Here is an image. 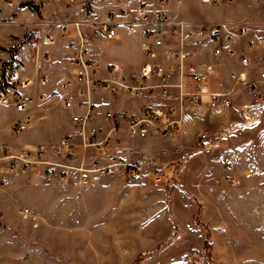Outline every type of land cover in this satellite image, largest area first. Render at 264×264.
I'll return each mask as SVG.
<instances>
[{
	"label": "crops",
	"instance_id": "0c3cea01",
	"mask_svg": "<svg viewBox=\"0 0 264 264\" xmlns=\"http://www.w3.org/2000/svg\"><path fill=\"white\" fill-rule=\"evenodd\" d=\"M87 1L89 0H75L70 4L68 0H56L44 8H38L35 0H13L12 6H7L4 0H0V73L7 62L16 63L20 76L33 81L32 85L22 89V93L35 99V117L40 112L43 115L41 118L37 117L31 125L15 130L8 126L17 116L10 113L8 108L0 107V157L2 144L51 143L72 131L70 116L74 110L64 107L62 95L66 84H69L70 91L74 94L75 70L71 65V51L68 40L62 35L61 24L82 19L83 7ZM127 1L131 16H125L119 5H110L102 10V17H106L109 10L113 11L118 35L114 40L94 38L91 49L92 54L101 59L103 66L117 62L126 74L132 76L135 74H130L134 72L130 70L129 65H140L138 76L141 66L151 59L145 52L148 41L144 35V26L133 22L137 19L139 6L146 3L147 8L151 9L153 0ZM244 2L233 0L232 3L209 5L202 0H166L163 6L173 22L187 23L188 28L194 31L193 36L187 39L188 49L192 53L191 62L207 74V93L197 92L191 78L175 73L172 78V96L167 100H155L146 92L138 98H132L126 93L95 95V99L102 105L97 121L106 126L108 122L103 113L107 109L127 110L141 115L145 106L151 102L160 105L170 103L175 106L176 116L180 119V129L167 136H149L142 142L146 154L142 157L147 162L145 171L136 176L94 172L91 174L90 183L86 185L78 184L73 177L66 183L58 176H55L57 179H48L45 174L35 170L19 169L17 172L0 173V180H10L9 185L0 184V206L2 193L15 191L18 187L21 189L25 185L19 181L36 176L43 179L48 188L50 185H60L72 193V201L80 206L81 212L76 216L68 215L67 220L88 225L89 228L101 229L106 224L115 225L117 222H131L136 219L141 225H136L135 230L130 228L127 232L122 231L120 238L143 239V244L151 251L162 246L158 254L160 256L180 255L166 261L145 264H193L187 261L186 256L191 255L192 249L204 248L205 235L194 223V218L199 213L204 222L210 224L211 243L214 247L228 249L227 253H232L230 239L233 236L234 218H241L242 221L244 217L248 221L264 223V89L259 84L254 92L234 83L230 77V70L236 68L245 69L251 79H258L259 68H243L238 54L243 53L250 57L264 56V41H261V38H264V1H252L249 7L245 6ZM193 8L205 13V17H199ZM224 12L227 13L226 17H222ZM221 23L234 24L246 30L234 42L236 54H225L217 60L213 55V48L217 40L223 42L228 35L221 33L218 39L211 33L210 28ZM30 35H52L54 41L36 49L25 41ZM179 41V35L170 29L164 48L176 47ZM110 44L118 45L122 50L105 51L103 46ZM45 54L47 58H42L41 69L48 79L40 82L38 62L40 55ZM99 75L108 77L109 73L103 68ZM212 94L228 95L233 103L230 106H212ZM39 95L45 97L41 107L38 106ZM32 125L41 126L40 135L44 139L32 141L27 138ZM200 131H206L208 134V139L204 141L208 142L205 148L195 145L196 133ZM117 132L119 134V129ZM51 136L52 139H49ZM160 139L170 141L171 145L162 148L159 156L153 145ZM226 158L232 159L231 169L225 164ZM151 161L160 162V168H154L155 165ZM3 163L6 162L0 161V165ZM154 169L165 170L167 175L175 169L176 178L174 180L167 176L165 182L155 185L150 175ZM229 177H235L238 183L232 184ZM40 189V186L34 184V191ZM30 211L36 216V220L30 215L25 217H31L29 219L33 223L39 221V215L33 210ZM1 215L0 213V217ZM115 228L119 234L122 228L120 225ZM192 231L198 233L200 244L196 248L182 247L186 233ZM123 242L126 246L131 245L126 252L113 250L109 253L96 247L98 260L103 255H109L107 261L102 259L97 264H123L122 259L135 256L132 246L136 248L137 241ZM32 247V264H41L39 242H33ZM21 253L24 254V250ZM0 255V260L4 261V253L1 252ZM157 256L154 257L158 259Z\"/></svg>",
	"mask_w": 264,
	"mask_h": 264
},
{
	"label": "built area",
	"instance_id": "2783aa9c",
	"mask_svg": "<svg viewBox=\"0 0 264 264\" xmlns=\"http://www.w3.org/2000/svg\"><path fill=\"white\" fill-rule=\"evenodd\" d=\"M4 1L7 6L13 5V0ZM35 1L38 8H44L56 0ZM68 1L72 4L75 0ZM202 2L218 5L232 3L233 0H202ZM165 4L166 0H153L151 9H148L144 3L137 11V19L133 23L144 26V35L148 41L145 52L151 59L141 66L138 76L126 74L117 62L103 66L101 59L94 56L91 49V42L94 38L104 37L108 40L117 38L113 11L109 10L107 16L102 17V10L110 5H119L125 16H131L132 12L127 0H89L83 7L84 17L82 19L61 24L62 35L68 40L71 51V65L75 70L76 90L74 94L71 93L69 84H66L62 95L64 107L74 110L70 116L72 132L65 134L57 145L38 144L24 148L18 153L2 146L0 161L6 163L0 165V173L17 172L20 168L42 169L48 179L58 176L66 182L73 177L78 184L86 185L90 183L91 174L94 172L136 176L146 170L145 158L133 154L118 144L115 145L113 131L116 130L118 123L124 121L128 123L132 137H146L150 129L165 134L173 132L180 126L175 106L170 103L160 105L157 102H151L145 106L143 116L127 110L117 113L112 109H107L103 117L112 123V127L107 131V127L95 121L102 107L101 102L95 99V95L126 93L132 98H138L146 92L155 100H167L172 96V78L175 73L181 77L191 78L197 92L201 94L208 92L207 74L191 62L192 53L188 49L187 39L193 36L194 31L188 28L187 23L173 22L163 8ZM4 19L10 21L7 18ZM170 29L179 35L180 41L176 47L165 49ZM245 30L244 27L225 23L211 27V33L215 34L218 39L221 33L228 35L223 42L217 40L213 48L214 57L219 59L225 54L235 55L234 42L236 38L242 36ZM25 41L38 49L45 43L53 42L54 38L52 35H30ZM261 41H264V38H261ZM238 57L243 68L248 66L259 68V78L251 79L249 72L245 69L232 70L230 77L254 92L257 90V85L264 87V56L250 57L241 53ZM42 58H47V55H40L38 62L40 82L48 79L47 74L41 69ZM103 68L109 73L108 77L99 75ZM32 83L30 78L20 76L18 65L14 62H7L0 73V107L8 108L10 113L17 116L8 126L12 129L18 130L23 126L31 125L36 118L34 115L35 99L22 93V89ZM38 100L40 101L38 106H43L45 97L39 95ZM232 103L233 100L228 95H211L210 104L212 106L219 104L230 106ZM207 135L206 131L198 132L199 141H206ZM225 164L228 169H231L232 159L226 158ZM165 174V170L152 171L150 175L153 184H161ZM228 179L232 184L238 183L235 177ZM0 184L9 185L10 180L1 179ZM23 213L36 220V216L32 215L29 208H25Z\"/></svg>",
	"mask_w": 264,
	"mask_h": 264
},
{
	"label": "rangeland",
	"instance_id": "374dc122",
	"mask_svg": "<svg viewBox=\"0 0 264 264\" xmlns=\"http://www.w3.org/2000/svg\"><path fill=\"white\" fill-rule=\"evenodd\" d=\"M244 1V5L249 7L252 1L263 3L264 0ZM194 11H196L195 13H197L199 17H205L206 15L200 10L198 11L194 9ZM225 13L226 12L223 13L222 17L227 16V13ZM103 48L105 51L109 52H119L122 50L121 47H118V45L115 46L112 44L104 45ZM129 67L130 70L134 72L130 74H135V76H137V71L140 65H129ZM232 70L239 69H231L230 72ZM258 73L260 75V70ZM232 81L238 85L244 86L243 84L235 82L233 79ZM114 111L117 113L120 112L117 110ZM144 112L139 116H143ZM41 113L42 112H40L37 117L41 118V116H43ZM45 113L46 112H44V114ZM95 121L98 122L97 119ZM55 125L57 127V124ZM104 126L107 127L106 129L108 131L110 127H112V123L108 122V125ZM118 129L119 134L117 132ZM179 129L180 126L177 127L173 132L167 134L158 133L155 130L150 129L149 134L146 137H132L129 132L128 123L121 121L120 123H118L116 130L113 131L112 136L114 138L113 141L115 145L118 144L120 145V147H124L133 154L142 157L146 155L144 154L145 148L144 144L142 143L145 139L152 135L167 136L168 134L177 132ZM40 132L41 126L37 127L36 125H32L27 133V138L32 141H39V139H44L43 136L40 135ZM63 136L58 137V139L52 141L51 143L45 142L32 145H21L20 143H15L14 145L2 144V146H6L12 152L18 153L24 148H29L38 144L45 146L57 145L59 144ZM195 137V145L198 148H205V146L208 145V142L199 141V139L197 138L198 133H196ZM49 139H52V136ZM170 145V141L168 142L164 139H160L156 140L153 148H155V150H157V152L159 153L162 148ZM158 155L160 156V153ZM151 162L152 164L154 163V168H160V162ZM35 171H40L41 173L45 174L42 169ZM175 174V169H172L171 172L168 173V175L167 173L165 174L163 182L166 181L165 179L167 176L175 180ZM35 177L25 178L19 181V183L25 185V187L21 189H18V187L15 191L8 190V192H6L5 194H1L3 199L1 200L2 206H0V213L2 214V217H0V253H4V261L0 260V262H4L3 264H32L33 242H39L40 244L41 264H97V262H99V260L102 261V259H105L107 261V256L109 255H103L98 260L99 257L95 253V249H98L96 247H99L100 250L109 253H111L113 250L115 252L117 250L126 252L128 251L127 249L131 248V245L126 246L122 244L123 240L130 243L137 241V247L135 248L134 246H132L135 256H129L125 259H122L121 263L123 264H145L146 262L148 263L155 261L161 262L180 256L177 254L160 256L158 254L162 250V246L151 251L148 250V246L146 247V245L143 244V239L140 240V238H138L134 240L120 238L119 235L122 231L127 232L130 228L135 230L136 225L137 227L138 225H141L137 223L136 219L132 220L131 222H117V224L115 225L112 223L106 224L101 229H95L91 227L89 228L88 225L84 226L82 225V223L67 220L69 219L67 217L68 215L69 217L71 215L76 216L77 214L80 215L81 212L80 206L74 203L75 201H72V198H74V196L70 195L72 193L66 191L64 187L60 185H50L51 187L48 188V185L44 183L45 181L43 179ZM56 177L54 179H57ZM47 181L53 182L55 180ZM66 182L63 181V183ZM34 184L40 186L41 189L38 191H34ZM168 189L169 199H171L170 188L168 187ZM67 195L69 196L66 198ZM234 196H236V194ZM5 201L7 202L5 203ZM27 207L39 215V221L37 220L36 223H33V221L29 219L31 217H25L29 216L23 213L24 209ZM237 219L238 218H234L233 221V236L230 239L233 249H231L232 253L229 254L227 253L228 249L225 250L224 248H216V246L214 247V245L211 243L212 233L210 224L204 222V220L202 219V215L199 213L194 218V223L197 227L201 228V232L205 235L204 248L202 250L192 249L191 255L186 256L187 261H190L193 264H264V223L251 220L248 221L247 219H244V217L242 221L240 220L241 218H239V220ZM253 219L256 220L255 218ZM119 225L122 229L121 231H119V234H117L115 227ZM119 241H121V243ZM171 242L172 241L170 240L169 243ZM184 242L185 243H183L184 245L182 247L190 248L194 246L196 248L197 245L200 244L198 233L193 231L186 233ZM221 242L223 243V239L221 240ZM23 250L24 254L21 253V251ZM154 256H157L158 259ZM14 261H17V263H15Z\"/></svg>",
	"mask_w": 264,
	"mask_h": 264
}]
</instances>
